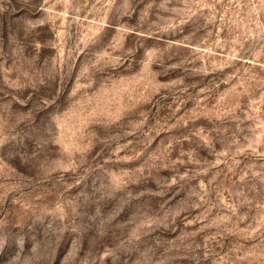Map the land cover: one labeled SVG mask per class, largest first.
<instances>
[{
  "label": "rangeland",
  "instance_id": "374dc122",
  "mask_svg": "<svg viewBox=\"0 0 264 264\" xmlns=\"http://www.w3.org/2000/svg\"><path fill=\"white\" fill-rule=\"evenodd\" d=\"M0 264H264V0H0Z\"/></svg>",
  "mask_w": 264,
  "mask_h": 264
}]
</instances>
